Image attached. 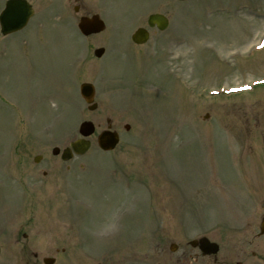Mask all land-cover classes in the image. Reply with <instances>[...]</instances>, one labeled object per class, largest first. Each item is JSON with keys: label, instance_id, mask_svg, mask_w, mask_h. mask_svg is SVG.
<instances>
[{"label": "rangeland", "instance_id": "obj_1", "mask_svg": "<svg viewBox=\"0 0 264 264\" xmlns=\"http://www.w3.org/2000/svg\"><path fill=\"white\" fill-rule=\"evenodd\" d=\"M29 1V25L0 36V264L23 233L57 264H264V85L251 89L264 80V0ZM153 13L167 33L138 48L129 35ZM93 14L106 31L83 38L78 17ZM88 120L110 121L116 149L92 139L85 156L54 158ZM201 237L216 256L189 246Z\"/></svg>", "mask_w": 264, "mask_h": 264}, {"label": "water", "instance_id": "obj_2", "mask_svg": "<svg viewBox=\"0 0 264 264\" xmlns=\"http://www.w3.org/2000/svg\"><path fill=\"white\" fill-rule=\"evenodd\" d=\"M185 1V0H180ZM32 15L31 7L24 2L23 0L19 1H11L9 2L7 9L0 15V26H1V32L2 34H7L10 32H14L16 30H20L25 26L27 23V20ZM157 25L159 29H164L167 25V20L160 15H152L148 19V25L154 26ZM80 32L87 36L90 34L99 33L104 30V24L102 21H100L99 17L94 16L91 18L82 17L79 20L78 27ZM147 33H145L144 30H138L133 36L132 41L136 44H142L145 42L147 38ZM102 50H96L95 55L97 57H100L102 54ZM93 87L88 84H83L80 87V92L86 103H92L93 101ZM96 105H92L90 110L95 109ZM128 128V127H126ZM94 132L93 125L88 122H83L79 127V134L82 137H88ZM118 136L116 134L109 132H103L99 135L97 142L98 146L103 151H110L112 150L116 144L118 143ZM71 151H73L77 155H83L85 154L88 149L90 148V144L88 141H85L84 139L76 140L75 142L70 144ZM70 149H66L62 151V159L68 160L72 157ZM53 154H58V149H54ZM261 233H264V220L263 223H261ZM191 245L196 246L200 248L202 253L204 255L207 254H215L217 252V246L214 244H209V242L206 239H201L198 242H192ZM51 263V262H50Z\"/></svg>", "mask_w": 264, "mask_h": 264}, {"label": "flooded vegetation", "instance_id": "obj_3", "mask_svg": "<svg viewBox=\"0 0 264 264\" xmlns=\"http://www.w3.org/2000/svg\"><path fill=\"white\" fill-rule=\"evenodd\" d=\"M6 1V0H4ZM5 4V3H4ZM23 234L22 236H24ZM26 236V235H25ZM28 237H23L22 241L16 240L15 244L18 245V247L13 248L12 252L9 253L10 255L13 256V264H22V260H26L27 264H30V261H33V264H43V260L45 257L39 259V252L37 249L31 247L30 244H28ZM15 241V240H14ZM64 254L65 249H56L55 254H56V259L57 256L60 255V253ZM38 257V258H37ZM57 264V262H55ZM81 264H100L99 262H94L92 259H90L88 254H85L84 261Z\"/></svg>", "mask_w": 264, "mask_h": 264}]
</instances>
